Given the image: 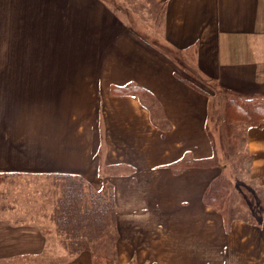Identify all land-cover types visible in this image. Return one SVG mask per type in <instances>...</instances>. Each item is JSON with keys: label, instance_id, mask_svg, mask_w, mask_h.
I'll use <instances>...</instances> for the list:
<instances>
[{"label": "crops", "instance_id": "1", "mask_svg": "<svg viewBox=\"0 0 264 264\" xmlns=\"http://www.w3.org/2000/svg\"><path fill=\"white\" fill-rule=\"evenodd\" d=\"M153 5L160 27L149 39L103 0H0V176L54 178L37 200L31 188L0 187V264L49 257L64 175L85 196L115 189L123 262L264 264V120L243 128L256 189L230 181L211 199L227 162L178 166L220 156L210 126L213 116L222 125L228 93L264 95V0ZM134 85L151 97L115 92ZM238 205L262 214L228 218ZM56 264H94L93 254Z\"/></svg>", "mask_w": 264, "mask_h": 264}, {"label": "trees", "instance_id": "2", "mask_svg": "<svg viewBox=\"0 0 264 264\" xmlns=\"http://www.w3.org/2000/svg\"><path fill=\"white\" fill-rule=\"evenodd\" d=\"M117 91L131 94L139 93L145 97H151L150 93L137 85L118 88L115 92ZM224 110L225 113L220 122L222 125L220 124V128H218L220 130V139L223 140L222 143H224V138L227 137L225 133H227L230 140L233 139L235 136V124L256 125L264 120V95L259 97L239 94L234 96L226 95ZM233 141L237 142L238 138ZM227 147V145H222L221 147L224 158L230 157ZM218 157L215 154L209 159H186L178 162V166L181 168L188 166H218L220 164ZM64 176L68 184L62 187L63 195L59 199V204L55 211V219L58 232L65 235L68 240L66 241V246H68L69 251L79 253L82 250H91L94 264H130L117 260L115 253H112V255L99 254L95 250L99 243L102 242V238L115 230L116 214L114 207L110 211V208L100 206L99 201L104 199H100L94 193L91 196L88 194L85 196L81 179L72 178L71 175ZM213 184L214 181L211 184V199H224L223 194L227 184L223 185L219 182L214 187ZM110 214L112 217H110ZM107 216L109 219L105 222L104 219Z\"/></svg>", "mask_w": 264, "mask_h": 264}, {"label": "rangeland", "instance_id": "3", "mask_svg": "<svg viewBox=\"0 0 264 264\" xmlns=\"http://www.w3.org/2000/svg\"><path fill=\"white\" fill-rule=\"evenodd\" d=\"M106 1L117 13L119 16L124 17L125 21L128 22L131 26H133L135 29H138L139 31L142 32H146L147 33V38L149 39H154L153 36V32H154V28L157 29V31H159V27L160 25V21L157 20L155 18L156 15V11H160V7L153 5V0H103ZM157 38V37H156ZM8 54V53H6ZM10 61V60H9ZM1 64L3 65V63L5 62V60H1L0 59ZM0 65V66H2ZM21 74V73H18ZM211 90L215 92L213 93V95L217 96V92L219 91V89L217 90V86L216 85H211L210 86ZM219 94L223 95L224 92L220 91L218 92ZM228 95L234 96L230 93H228ZM224 96V95H223ZM250 96V95H247ZM218 99L214 98L213 100V105H212V112H214L215 114L217 113V110L220 109V107L218 106V103H220V101H222V98L220 96H217ZM254 97H259V96H254ZM152 106L154 105V102L152 101L150 103ZM220 105V104H219ZM157 107V106H156ZM213 120H211V132L213 133V137L214 139L217 141L220 133H219V129L217 126V123H215L216 121V116H213ZM219 122V121H218ZM246 125H244V123H242L241 125V130L238 132L240 134V140L237 141V143H234L233 140H230L229 136L226 134V138H224V143L220 144V143H215L217 146V150L220 151V156L218 157V159L220 160V164H218V166L223 165L224 162H227V169H223L224 172L226 173V175L228 176H220L218 178L217 181H214L213 187L215 186V184L217 183H222L223 185L227 184V188L225 189H229V185L228 183L230 181H232L234 183L239 184L242 189H246L247 187H251V188H255L256 187L254 185H250L248 182H250L249 180L245 179L246 173L249 172V167H250V162H251V157H250V153L249 150L246 147V143L244 142L243 138H244V127ZM235 128H238V124L235 125ZM242 132V133H240ZM223 141V140H222ZM222 145L225 146L227 145V150L230 153V157L228 158H224V156L222 155ZM220 148V149H219ZM222 155V156H221ZM230 175H232L233 177L237 178V181H235V179L230 180L228 177H230ZM4 177L0 176V187H9V188H20V187H24V188H28V190H30V188L32 190H34V196L31 199H35L38 197L41 198L40 196V192L41 190H45L47 189V187L50 185V188L53 189L52 187V182L54 178H33V179H24V178H16L13 180H5L3 179ZM229 179V180H228ZM241 179V180H240ZM240 180V182L238 181ZM11 181V182H10ZM3 182V183H2ZM54 183H56V186L54 187V190L56 188L59 187V183H63V184H68L67 181H55ZM244 183H246L248 186H245ZM70 184V183H69ZM111 184H104V188L102 190H98V192L96 191V195L97 197H99L100 199H104V200H100V206L106 208H110V211L112 210V207H114L115 209V214H116V196H115V189L113 187H111ZM233 186V185H231ZM212 187V188H213ZM248 188V190H249ZM259 193L260 192H264L263 188L258 189ZM38 194V196H37ZM263 197V195H261ZM249 197H251V195L249 194ZM30 198V197H28ZM35 199V200H37ZM235 199H238L235 198ZM217 200V199H216ZM221 201V200H220ZM236 201V200H234ZM239 202V200H238ZM235 204V202H234ZM232 204V206L234 205ZM238 207L240 208L241 211H228L227 212V216L228 218H233L234 216H241L244 219H254V217H259L257 215L262 214V212L260 210L256 211L254 209V211H251L247 205H241ZM111 213V212H110ZM112 214V213H111ZM110 214V217H112ZM109 219V217L107 216V218H105V222H107ZM45 232V230H44ZM59 233L56 232V230H51V235H49V252L48 255L49 257L47 259L44 260H36L34 262V264H40L38 262H42L43 264L49 263V264H56V263H60V262H67L72 258V255L76 254V252L72 253L69 251L68 246H66V241L67 239L64 237V243H61L58 241V239L56 238V236ZM59 236V235H58ZM61 237V236H60ZM119 237V230L117 227V222L115 225V230L113 231V233H108V235L104 236L102 238V242L99 243V245L97 246V248H95L96 252L99 254H110L112 255V253H115L117 260L121 261L118 258L117 255V249H116V243H117V239ZM115 238V241H114ZM123 263H130V264H142L139 263V261L137 260H132L129 262H123Z\"/></svg>", "mask_w": 264, "mask_h": 264}]
</instances>
